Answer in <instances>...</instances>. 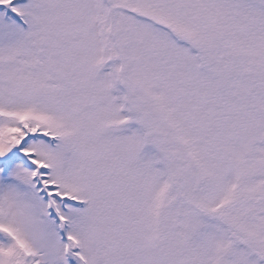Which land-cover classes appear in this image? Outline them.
Here are the masks:
<instances>
[{
	"label": "snow or ice",
	"instance_id": "6c2138e0",
	"mask_svg": "<svg viewBox=\"0 0 264 264\" xmlns=\"http://www.w3.org/2000/svg\"><path fill=\"white\" fill-rule=\"evenodd\" d=\"M0 264H264V0H0Z\"/></svg>",
	"mask_w": 264,
	"mask_h": 264
}]
</instances>
